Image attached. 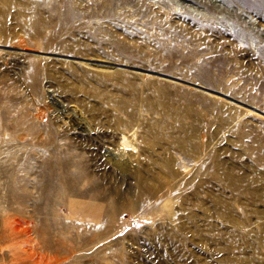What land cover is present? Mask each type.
I'll return each mask as SVG.
<instances>
[{"label": "rangeland", "instance_id": "obj_1", "mask_svg": "<svg viewBox=\"0 0 264 264\" xmlns=\"http://www.w3.org/2000/svg\"><path fill=\"white\" fill-rule=\"evenodd\" d=\"M36 1L0 0V264H264V0Z\"/></svg>", "mask_w": 264, "mask_h": 264}, {"label": "bare ground", "instance_id": "obj_2", "mask_svg": "<svg viewBox=\"0 0 264 264\" xmlns=\"http://www.w3.org/2000/svg\"><path fill=\"white\" fill-rule=\"evenodd\" d=\"M34 1V3H32L33 5H38V2L36 1V0H33ZM215 60V59H214ZM221 60V59H220ZM222 61V60H221ZM221 63V62H220ZM219 63V64H220ZM33 76V75H32ZM181 131V130H180ZM162 139V138H161ZM179 139L180 140H185V141H193V140H195L196 139V133H195V131L193 130V132L192 131H184V132H182L181 134H180V136H179ZM181 143V142H180ZM182 144V143H181ZM179 147H180V145H179ZM187 149H188V147H187ZM108 150H110V148H108ZM110 152V151H109ZM110 157H112V159L113 158H115V157H117V155H115V154H112V153H110V155H109ZM61 157V156H60ZM63 157V156H62ZM115 160H116V158H115ZM67 161H69V160H67ZM12 162V161H11ZM117 162V161H116ZM222 164V163H221ZM221 164H217V166H216V171H217V174H216V176L218 175V177L220 178V180L223 178V179H225V181H226V184H228L229 186H232L237 192H239V193H243L244 192V190H245V188L243 187V184H244V180H246L245 178H244V180H241L240 178H238L239 176L235 173V172H232L231 170H228L225 166H223V165H221ZM165 165H167V169H168V175L170 176V175H173V174H175L176 172H175V170H174V168L172 167L173 165H172V162H171V160L169 159V160H166L165 161ZM60 167L61 169H66V162L63 160V158H62V160H61V158L59 159V160H54L53 162H52V164H51V169H52V173H51V179H55L56 178V176L59 174L57 171H56V168L55 167ZM237 171V170H236ZM62 172V171H61ZM66 172V171H65ZM239 172V171H238ZM142 173V172H141ZM60 174H63V173H60ZM143 174V173H142ZM144 175V174H143ZM241 175V174H240ZM142 176V175H141ZM148 176V175H147ZM61 177V176H60ZM139 178V177H138ZM153 178V177H152ZM152 178H147V177H145V176H142L141 178H139L140 179V182H139V185H141V188H142V191L144 190V188L147 186L148 188H150V189H153L154 187H155V184L154 183H156V182H158L156 179H152ZM196 178H198V177H196ZM208 178L209 177H200L199 178V182H198V184H196L195 185V187H194V190H193V194L195 195V197H198V198H200V197H202V192H204L207 188H209V184H208ZM50 179V180H51ZM53 181V180H52ZM139 181V180H138ZM189 181L191 182V180L189 179ZM247 181H249V180H247ZM251 182H253V181H251ZM250 181H249V183H251ZM56 183H57V181H56ZM64 183L65 184H67L68 185V187L67 188H69L70 190H71V192H72V189H71V184H70V182H69V180H68V176H67V173H64ZM211 183V182H210ZM161 184V183H160ZM64 185V184H63ZM216 185V184H215ZM247 185H248V183H247ZM246 185V186H247ZM65 186V185H64ZM245 186V187H246ZM254 186H256V185H254ZM53 190H55L56 188H55V185H53L52 187H51ZM247 188H249L248 186H247ZM257 188V187H256ZM68 189V190H69ZM255 189V188H254ZM251 190H253V189H251ZM256 190V189H255ZM208 191V190H207ZM214 191V190H213ZM254 191V190H253ZM208 192H210V191H208ZM150 193V192H149ZM30 194V193H29ZM28 194V195H29ZM236 194V193H235ZM208 200L211 202V203H214V205H216L217 206V209H218V211L220 210V211H223L224 209H225V204L227 203V202H225V201H223V199H220V197L218 196V195H213V194H209V197H208ZM198 202V201H197ZM201 203V202H200ZM202 206H204V205H202ZM214 208V207H213ZM205 210L206 211H208V213H209V208H206L205 207ZM212 210V209H211ZM216 210V209H215ZM212 212V211H211ZM218 213V212H217ZM207 214V213H206ZM219 216H220V214H219ZM223 218V217H222ZM13 219V218H12ZM111 219H113V216H111V215H109L108 216V218H107V221L108 222H110L111 221ZM50 220H52L51 218H50ZM195 220H198V219H195ZM207 220V219H206ZM56 221H58L57 219H56ZM200 221V220H199ZM199 221H197V222H199ZM204 222V221H203ZM202 222V223H203ZM56 223V222H55ZM62 223H64V222H62ZM201 223V222H200ZM227 223V222H226ZM210 224V223H209ZM182 226L179 228L182 232H186L188 229H193V228H195V234H197V235H202V234H205V233H203L202 232V228L201 227H192L191 225L189 226L188 225V222H187V224L186 223H182L181 224ZM228 226V225H227ZM179 227V226H178ZM213 227V226H212ZM223 227V226H222ZM214 228V227H213ZM264 228V227H263ZM209 230H210V228H209ZM249 230V229H248ZM36 231V230H35ZM211 231V230H210ZM218 231V230H217ZM63 232V231H62ZM190 232V231H189ZM243 233V232H242ZM206 235H207V239H209L210 240V238L211 237H213L212 235H211V233L210 232H208V233H206ZM205 235V236H206ZM223 235V234H222ZM239 235V234H238ZM239 237H240V239H241V241H250L249 240V233H246V234H242V235H239ZM255 237V236H254ZM201 238V237H200ZM205 238V239H206ZM257 238V237H256ZM251 239V238H250ZM207 241V240H206ZM213 241V240H212ZM217 242V241H216ZM251 243V242H250ZM202 244V243H201ZM219 244V243H218ZM245 244H246V242H245ZM222 245V244H221ZM45 246V245H44ZM61 247V246H60ZM210 247V246H209ZM214 247V246H213ZM61 249H63V248H61ZM210 249V248H209ZM219 253V252H218ZM249 253V252H248ZM236 254V253H235Z\"/></svg>", "mask_w": 264, "mask_h": 264}, {"label": "water", "instance_id": "obj_3", "mask_svg": "<svg viewBox=\"0 0 264 264\" xmlns=\"http://www.w3.org/2000/svg\"><path fill=\"white\" fill-rule=\"evenodd\" d=\"M208 89V88H207ZM210 90V89H209Z\"/></svg>", "mask_w": 264, "mask_h": 264}]
</instances>
